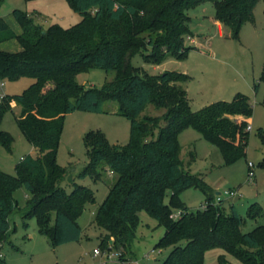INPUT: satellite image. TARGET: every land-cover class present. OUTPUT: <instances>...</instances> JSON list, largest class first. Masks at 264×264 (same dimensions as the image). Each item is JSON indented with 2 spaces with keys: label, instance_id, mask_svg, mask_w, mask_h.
<instances>
[{
  "label": "trees",
  "instance_id": "obj_1",
  "mask_svg": "<svg viewBox=\"0 0 264 264\" xmlns=\"http://www.w3.org/2000/svg\"><path fill=\"white\" fill-rule=\"evenodd\" d=\"M202 1L69 0L81 19L69 27L53 23L47 28L36 24L32 14L14 8L20 33L0 15V42L17 38L22 46L18 51L0 50V79L33 78L23 92L4 95L0 124L14 99L21 106L17 123L37 149L36 155L16 163L15 174L0 168V250L14 230L10 214L18 201L13 191L20 186L28 193L24 217H35L39 232L53 245L82 238L78 217L96 196L91 187L75 181L70 191L63 185L68 168L58 163L57 154L65 117L76 110L106 111L104 102L116 99L117 113L130 121L129 139L125 144L111 143L101 130L87 131L84 141L90 161L79 173V177L92 174L100 178L94 171L105 162L116 174L95 212V222L106 231L100 246L108 251L115 247L126 259L140 212L146 210L165 228L155 245L170 247L161 264H206L204 254L212 248H222L244 264H264V224L243 232L244 218L235 205L227 212L222 201H215L212 186L190 168L193 153L185 165L178 140L179 133L192 126L219 147L226 163L234 162L247 152V126L254 109L250 97L239 92L229 101L193 110L184 85L188 73L150 74L132 61L138 53L151 63H160L169 55L186 57L196 48L185 41L192 33L187 10ZM258 1L213 0L215 19L230 30L231 37L238 38L243 24L254 19ZM95 67L116 69V74L99 87H87L77 80L79 73ZM260 77L264 81V62ZM149 104L165 111L140 118ZM260 135L264 143L262 129ZM12 142L13 136L0 128V143L11 150ZM260 164L264 166V159ZM189 187L206 195L201 208L192 210L182 200V191ZM263 210L254 202L248 215L256 217ZM220 263L227 264L224 256ZM0 264L11 263L0 255Z\"/></svg>",
  "mask_w": 264,
  "mask_h": 264
},
{
  "label": "rangeland",
  "instance_id": "obj_2",
  "mask_svg": "<svg viewBox=\"0 0 264 264\" xmlns=\"http://www.w3.org/2000/svg\"><path fill=\"white\" fill-rule=\"evenodd\" d=\"M14 8H20L33 15L34 22L43 28L53 23L69 27L80 18L69 0H3L0 5V15L15 32L21 31V25L13 14ZM187 13L193 17L190 24L201 41V48L189 50L184 58L169 55L160 63L147 62L143 55H134L133 64L158 74L166 70L186 72L190 78L184 83L188 89L190 105L198 110L210 103L220 100H231L237 93H245L253 104V114L250 121L249 140L246 154L232 163H226L219 147L192 126L183 129L178 140L181 146V157L185 165L193 153L194 160L190 168L194 173H201L212 186L214 199L217 192L222 193V205L230 211L233 203L238 213L244 218L241 225L243 232L252 230L264 224L263 213L250 217L249 206L259 202L264 208V166L260 161L264 159V143L260 135L264 134V81L261 79L264 62V1L259 0L254 8V19L246 21L238 38L230 36V30L225 29L222 34L210 16L215 13L213 0H205L189 8ZM188 35L185 41H189ZM21 43L17 38L0 42V49L14 51L20 49ZM116 69L92 68L77 75L80 83L90 86H101L114 78ZM33 81L32 77L22 76L16 80L0 79L4 83L2 91L9 95L23 92ZM257 84V86H255ZM11 108L2 117L0 128L13 136L11 150L0 143V168L15 174V165L22 157L36 155L37 149L26 138L20 129L16 118L20 115L21 106L14 99ZM102 112L76 110L65 117L61 142L58 149L57 161L68 168L64 187L70 191L72 181L91 187L96 196L94 203H88L78 217L82 227V238L78 241L53 245L50 239L39 232L35 217L25 218V204L28 193L24 186L13 191L18 201V207L10 214L11 228L14 229L8 240L1 248L5 260L11 264H102L107 260L106 255H94L95 248H101V239L106 236L104 228L95 222V212L99 204L105 199L116 174L111 173L105 162H102L92 174L79 177V173L90 161L84 135L91 129H99L111 143L125 144L129 139L130 121L117 113L116 99H107ZM164 108H156L149 104L140 114L161 115ZM164 122V121H163ZM248 162L254 164L255 175L249 179ZM234 190L237 195L228 192ZM181 198L192 210L201 208L206 203V195L196 187H189L182 191ZM178 210H175L177 212ZM27 222V225H25ZM165 228L149 215L146 210L140 212V223L127 252V261L135 264H161L170 251V247L156 248L155 245L164 234ZM110 239L109 245H112ZM110 251V252H109ZM108 253L120 257V251L112 247ZM224 256L227 264H244L232 254L222 248L208 249L204 254L206 264H221L220 257ZM121 258V257H120ZM123 259V258H121Z\"/></svg>",
  "mask_w": 264,
  "mask_h": 264
},
{
  "label": "built area",
  "instance_id": "obj_3",
  "mask_svg": "<svg viewBox=\"0 0 264 264\" xmlns=\"http://www.w3.org/2000/svg\"><path fill=\"white\" fill-rule=\"evenodd\" d=\"M188 38H191L190 35H188ZM0 86L1 88L3 89V86H4V83L3 82H0ZM6 93L2 92L0 93V101L2 100V98L4 97ZM251 125L250 123L248 124L247 128L250 129ZM23 158V157H22ZM248 165H249V179H253L254 175H255V171H254V164L252 162H248ZM111 173H113V171L110 170ZM231 196H235L237 195V192L234 191V190H230L228 192ZM223 199H222V193L219 192L217 194V197L215 199L216 202H221ZM178 215V212L174 214V216H177ZM110 252V251H109ZM104 255V254H107L106 257H107V260H105L102 264H133L125 259H121L120 257H116V256H112L110 253H108V251H103L101 248H95L94 249V255ZM0 255H3L2 253H0ZM138 262H135V264H137Z\"/></svg>",
  "mask_w": 264,
  "mask_h": 264
},
{
  "label": "crops",
  "instance_id": "obj_4",
  "mask_svg": "<svg viewBox=\"0 0 264 264\" xmlns=\"http://www.w3.org/2000/svg\"><path fill=\"white\" fill-rule=\"evenodd\" d=\"M191 16V15H190ZM192 17V16H191ZM210 18H211V23H214L215 25H216V27H217V29H218V32L220 33V34H222L223 32H224V30L226 29L224 26H223V24L219 21V20H217V19H215V16L213 15V16H210ZM81 19V15H80V18H79V20ZM78 20V21H79ZM192 21H193V17H192ZM192 23V22H191ZM190 27H191V25H190ZM22 29V28H21ZM191 31H192V33H191V38H190V40L189 41H187V43H189V44H192V45H195L197 48H201V41L198 39V36H197V33L194 31V29H192V27H191ZM21 31H19V32H16V33H20ZM22 48V47H21ZM20 48V49H21ZM20 49H17V50H14V51H18V50H20ZM0 50H6V49H0ZM3 90V89H2ZM3 92V91H2ZM252 118V117H251ZM251 118H250V121H251ZM218 192H220V191H218ZM218 192H217V194H218Z\"/></svg>",
  "mask_w": 264,
  "mask_h": 264
},
{
  "label": "water",
  "instance_id": "obj_5",
  "mask_svg": "<svg viewBox=\"0 0 264 264\" xmlns=\"http://www.w3.org/2000/svg\"><path fill=\"white\" fill-rule=\"evenodd\" d=\"M219 193V192H218Z\"/></svg>",
  "mask_w": 264,
  "mask_h": 264
}]
</instances>
